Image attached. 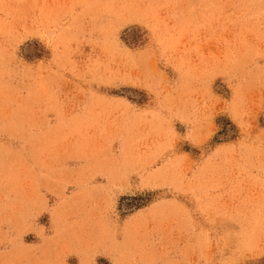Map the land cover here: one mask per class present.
<instances>
[{
  "label": "rangeland",
  "instance_id": "rangeland-1",
  "mask_svg": "<svg viewBox=\"0 0 264 264\" xmlns=\"http://www.w3.org/2000/svg\"><path fill=\"white\" fill-rule=\"evenodd\" d=\"M0 264H264V0H0Z\"/></svg>",
  "mask_w": 264,
  "mask_h": 264
},
{
  "label": "crops",
  "instance_id": "crops-1",
  "mask_svg": "<svg viewBox=\"0 0 264 264\" xmlns=\"http://www.w3.org/2000/svg\"><path fill=\"white\" fill-rule=\"evenodd\" d=\"M225 174H226V177H228V176H227L228 174H227L226 172H225Z\"/></svg>",
  "mask_w": 264,
  "mask_h": 264
}]
</instances>
